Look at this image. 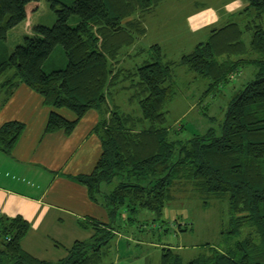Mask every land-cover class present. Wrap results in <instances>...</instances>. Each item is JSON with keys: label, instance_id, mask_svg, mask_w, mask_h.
I'll use <instances>...</instances> for the list:
<instances>
[{"label": "trees", "instance_id": "trees-1", "mask_svg": "<svg viewBox=\"0 0 264 264\" xmlns=\"http://www.w3.org/2000/svg\"><path fill=\"white\" fill-rule=\"evenodd\" d=\"M50 1L57 13L55 23L35 25L33 33L0 61V75L13 68L6 85L25 83L54 108L45 132L70 134L89 110L100 114L93 132L101 141L102 153L90 173L73 179L86 186L93 202L108 209L112 221L101 227L105 229L92 221L91 238L76 240L66 248V256L52 261L23 248L22 240L30 230L27 219L0 215V264H107L116 235L111 230L118 232L113 223L119 213L146 209L160 216L174 199L175 186L183 181H191L202 193L227 197L230 229L226 233L236 237L245 228L247 232L228 249L210 247L209 254L186 263L173 247L164 246L161 264H264V27L257 22L264 13V0H245L244 10L253 7L257 12V19L245 26L252 31L251 50L257 58L247 57L244 30L234 21L213 28L206 40L181 56L179 65L208 79L209 93L229 82L240 68H256L255 77L229 103L221 133L210 128L186 140H170L163 126L166 106L175 95L176 63L165 59L162 47L152 45L151 61L135 69L124 72L118 66L120 51L146 32L138 17L163 0ZM40 2L0 0V42L37 12ZM73 16L78 17L75 25L70 24ZM57 46L64 50L66 64L45 70ZM121 80H131L127 89L135 90L132 98L138 100L140 115L110 104ZM62 108L76 118L69 120L57 112ZM24 128L19 121L4 123L0 150L10 152ZM117 178L114 189H103Z\"/></svg>", "mask_w": 264, "mask_h": 264}, {"label": "rangeland", "instance_id": "rangeland-1", "mask_svg": "<svg viewBox=\"0 0 264 264\" xmlns=\"http://www.w3.org/2000/svg\"><path fill=\"white\" fill-rule=\"evenodd\" d=\"M58 1L69 4L73 0ZM241 3L245 6L238 13H229ZM246 6L245 0H163L152 11L138 17L148 32L138 36L134 45L120 51L118 66L126 72L127 69H135L146 61H151L149 49L154 44L162 47L167 61L176 63L173 79L175 95L166 106V122L163 125L169 132L170 140H186L194 135L204 134L210 128H214L219 135L229 103L255 77L256 68L246 65L229 82L209 93L206 92L209 85L207 78L178 64L181 56L206 40L213 28L223 26L229 21L239 23L244 30L243 40L249 49L247 57L257 58L259 55L251 50L252 31L245 29L249 21L257 19V12L253 7L244 10ZM40 7L30 17L33 26H52L57 19V13L51 1L41 0ZM77 21L78 17L73 16L70 24L75 25ZM196 21V26L199 22L202 24L195 27ZM257 22L264 27V13ZM24 25L25 20L10 32V43L0 42V56L4 55L6 58L7 48L16 46V40L23 42L24 36L21 39L20 35L24 33ZM192 31L196 32L193 34ZM53 64L56 67L66 64L61 46L54 49L44 66L45 70H51ZM7 78V72L0 76L1 81ZM130 85L131 80H121L114 87V103L125 112L140 115L138 100L132 98L135 90L127 89ZM144 124L149 125V121L145 120ZM117 183L118 178L111 184L103 185V189L110 191ZM173 193L174 199L165 205L160 216L146 209H140L138 213H119L117 222L113 224L121 231L122 236H114L110 242L111 255L107 260L109 264H161L164 246L173 247L186 263L202 254H209L210 247L226 250L246 235L247 228L236 237L226 233L230 229L227 197L202 193L191 181L178 183ZM111 231L116 233L115 230ZM60 253L57 252V255Z\"/></svg>", "mask_w": 264, "mask_h": 264}, {"label": "crops", "instance_id": "crops-1", "mask_svg": "<svg viewBox=\"0 0 264 264\" xmlns=\"http://www.w3.org/2000/svg\"><path fill=\"white\" fill-rule=\"evenodd\" d=\"M243 4L229 13H237ZM30 17L25 20L21 39L33 33L35 25ZM19 25L9 30L6 43H10V32ZM14 48H7L8 56ZM4 58L0 56V61ZM4 72L8 78L0 80V127L8 121H19L25 128L10 152L0 150V215L27 219L30 230L22 240L23 248L36 257L55 261L66 256V248L76 240L91 238L95 232L92 221L102 224L99 228L112 221L108 209L93 202L86 186L73 179L90 173L102 153L101 141L93 132L100 114L89 110L70 134L64 130L45 132L54 108L45 105L43 96L25 83L6 85L14 69ZM115 97L113 89L112 103ZM57 112L69 120L76 118L65 108ZM115 236L121 237V231Z\"/></svg>", "mask_w": 264, "mask_h": 264}]
</instances>
